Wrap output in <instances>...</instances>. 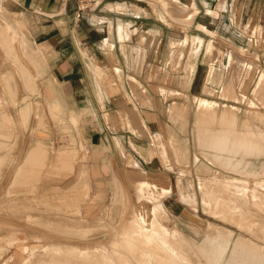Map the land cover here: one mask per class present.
Listing matches in <instances>:
<instances>
[{
  "label": "rangeland",
  "instance_id": "obj_1",
  "mask_svg": "<svg viewBox=\"0 0 264 264\" xmlns=\"http://www.w3.org/2000/svg\"><path fill=\"white\" fill-rule=\"evenodd\" d=\"M155 1L165 11L177 10L170 0ZM168 15L173 19L172 13ZM219 17V26L210 35L220 43L233 40L229 61L226 46L215 41L206 46L213 52L203 62L195 56L200 37L187 36L175 44L174 49H180L181 54L185 47L187 73L198 64L194 84L208 88L203 95H185L184 106H168L171 118L186 122V162L181 161L186 172L179 185L184 190L180 196L183 205L174 204L177 198L173 196L171 205L163 206L162 199L169 190L160 191L145 180L130 187L113 183L106 191L94 190L86 180L68 190L49 182L61 177L67 155L75 156L78 150L74 140L67 139L70 130L62 125V109L47 102L40 92L50 83L41 78L46 63L30 45L25 31L28 27L0 6V140L18 134L28 135V140L35 134L52 135L49 143H38L35 151L31 142L26 143L29 158L35 157V152L42 154L43 189L37 194L34 188L3 189L2 171L18 142L9 145L0 141V264H210L209 248L214 241L228 243L242 257L264 259V15H245L241 21L234 15L238 24L234 29L228 26L227 13ZM8 24L11 32L16 30L15 38L10 36ZM174 53L172 67L177 64ZM212 69V77H208ZM134 96L139 100V95ZM164 96L177 100L171 94ZM201 101L208 107L203 108ZM222 112L227 116L223 118ZM201 126L225 128L230 137L246 133L247 142L253 133L252 145L263 148L247 157L251 165L244 168L246 172H238L226 164L232 158L205 155L208 150L196 135ZM259 134L262 137L256 138ZM79 149L83 152L81 144ZM80 158H84L82 154ZM177 176L172 175L175 187ZM96 197L99 205L94 203ZM83 200L90 206H83Z\"/></svg>",
  "mask_w": 264,
  "mask_h": 264
},
{
  "label": "crops",
  "instance_id": "obj_2",
  "mask_svg": "<svg viewBox=\"0 0 264 264\" xmlns=\"http://www.w3.org/2000/svg\"><path fill=\"white\" fill-rule=\"evenodd\" d=\"M256 1L170 0L177 10L165 11L155 0H100L76 19L72 0H0L4 12L18 16L28 27L27 39L46 63L41 78L50 83L40 92L62 109V125L70 130L67 139H73L78 150L75 156L67 155L61 177L49 182L68 190L86 180L94 190L106 191L113 183L130 187L145 180L160 191L169 190L163 194V206L171 205L173 196L177 198L174 204L183 205L184 190L179 185L186 172V164L181 163L186 162V122L174 117L172 121L168 106H184L185 95H203L208 87L194 84L198 64L186 72V50L181 54L174 49L176 41L200 37L195 56L201 62L208 60L213 51L206 46L215 41L210 32L218 28L220 14L227 13L228 26L234 29L238 26L234 15L239 21L245 15H264V0ZM231 41H215L226 46L228 61L229 46H235ZM173 51L178 53H174L177 64L172 67ZM212 73L213 69L208 77ZM169 94L177 100L164 96ZM50 138L40 133L29 140L26 134L0 140L9 145L18 142L2 171L3 189L34 188L35 194L43 189L42 156L29 158L26 143L31 142L34 150ZM176 174L177 188L174 177L172 181ZM94 203L100 204L98 197ZM82 205L90 203L83 200Z\"/></svg>",
  "mask_w": 264,
  "mask_h": 264
},
{
  "label": "bare ground",
  "instance_id": "obj_3",
  "mask_svg": "<svg viewBox=\"0 0 264 264\" xmlns=\"http://www.w3.org/2000/svg\"><path fill=\"white\" fill-rule=\"evenodd\" d=\"M189 19V18H188ZM6 21V20H5ZM8 30H9V33H10V36L15 38L16 36V30H14L13 32H11L12 30V27L8 24ZM1 41L2 43L7 47L9 48L10 50V47L9 45L7 44V42H5L4 39L1 38ZM23 41V40H22ZM208 44V43H207ZM16 65V64H15ZM16 67V66H15ZM17 68V67H16ZM22 72V71H21ZM26 73V72H25ZM29 76V74H28ZM26 80H27V83L30 84V79L29 77H25ZM25 80V79H24ZM10 82V81H9ZM25 82V81H24ZM7 84V82H6ZM26 86V85H25ZM10 88V86H9ZM28 95V94H27ZM201 103V106L203 105V108L205 107H208V104L207 102H204V101H201L199 102ZM198 103V105H200ZM21 110V109H20ZM24 108H22V113L25 114V110ZM208 110V109H207ZM228 112V111H227ZM196 113V112H195ZM224 115V117L227 116L226 112H222ZM197 115V114H196ZM195 115V116H196ZM22 117V116H21ZM24 117V115H23ZM195 119V118H194ZM73 121H75V117L73 116L72 118ZM38 123V122H37ZM201 123V121H200ZM246 131V130H244ZM232 133V132H231ZM248 133V132H247ZM255 133V132H254ZM245 136H246V133H244ZM249 134V133H248ZM253 134V133H252ZM250 136V142L246 141V137L245 136H242V134L239 136L235 135L232 137H230V134L229 132L225 129V128H220V129H216V130H212L210 126L208 127H205L203 128V126H201V128L198 130L197 132V136H198V141H201L202 143V147L204 148V150H208L206 152L205 155H209V157H213L215 158L216 155H219V157L221 158H225V157H230L232 158V160L230 161H227L226 164H228L229 166L231 167H234V168H238V172H246L245 171V167L247 165H251L250 161L247 159L248 156L252 155V154H258L260 152V149L258 147H260L261 145L259 146H255V145H252L251 143V138L252 135ZM196 136V137H197ZM230 137V138H229ZM249 137V136H247ZM258 137H262L261 134H259V136H256V138ZM255 138V137H254ZM253 138V139H254ZM261 142V139L259 140ZM256 142L258 143V141L256 140ZM198 143V142H197ZM256 143V145H258ZM262 143V142H261ZM264 144H262L263 146ZM261 146V147H262ZM2 147V146H1ZM0 147V148H1ZM5 148V147H3ZM263 148V147H262ZM36 150V149H35ZM34 150V151H35ZM40 153V152H39ZM264 153V152H263ZM35 154H37L35 152ZM42 154H40L41 156ZM29 156V155H28ZM35 156V155H34ZM39 156V155H38ZM207 157V156H206ZM36 159V158H35ZM31 160V159H30ZM211 160V159H210ZM26 162V161H24ZM28 162V161H27ZM26 162V163H27ZM194 162V161H193ZM25 163V164H26ZM207 163V162H206ZM32 164V163H31ZM30 165V164H28ZM249 165V166H250ZM253 166V165H252ZM23 169V168H21ZM20 169V170H21ZM28 169V168H27ZM25 169V170H27ZM29 170V169H28ZM27 170V171H28ZM213 170V169H212ZM262 170V169H261ZM250 171V170H249ZM247 171V172H249ZM23 172V171H22ZM251 172H253L251 170ZM250 172V173H251ZM35 179V178H34ZM29 183V182H28ZM141 187V186H140ZM119 193V192H118ZM114 196V195H113ZM117 198V197H116ZM115 199V198H114ZM117 201V200H116ZM22 203V202H21ZM24 204V203H23ZM78 209V208H77ZM76 210V209H75ZM79 213V212H78ZM263 225V227H262ZM261 225V230L264 229V223ZM56 228V227H55ZM54 228V229H55ZM57 228H60L61 227H57ZM66 228V227H65ZM63 229V228H62ZM70 231L69 228H66ZM59 230V229H58ZM85 230V229H84ZM62 231V230H60ZM75 232V230H74ZM78 233V232H77ZM75 234V233H74ZM82 234V233H81ZM77 235V234H76ZM198 240V239H197ZM206 241H207V237L203 239V241L201 242V245L202 247L205 246L206 244ZM233 248L231 246H228V243L224 244V243H220L219 241H214L212 244H211V247L209 248V255H210V264H220L221 261H222V258L225 254V252L227 251V259L225 260L224 264H264V259H261V258H258V257H252V256H248V257H242L240 256V254L238 252H233L234 250H232ZM233 252V254H232ZM235 253V254H234ZM240 256V257H239Z\"/></svg>",
  "mask_w": 264,
  "mask_h": 264
},
{
  "label": "built area",
  "instance_id": "obj_4",
  "mask_svg": "<svg viewBox=\"0 0 264 264\" xmlns=\"http://www.w3.org/2000/svg\"><path fill=\"white\" fill-rule=\"evenodd\" d=\"M75 3V18H81L86 12L98 6L100 0H72Z\"/></svg>",
  "mask_w": 264,
  "mask_h": 264
}]
</instances>
